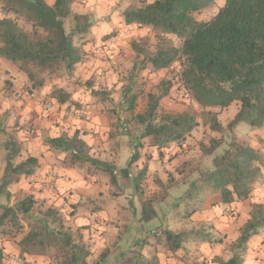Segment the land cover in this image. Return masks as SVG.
Masks as SVG:
<instances>
[{
    "label": "trees",
    "instance_id": "1",
    "mask_svg": "<svg viewBox=\"0 0 264 264\" xmlns=\"http://www.w3.org/2000/svg\"><path fill=\"white\" fill-rule=\"evenodd\" d=\"M75 1L55 0V4L49 7L44 0H0V13L5 15L0 20V41L5 45L0 49V56L15 65L20 62L18 68L28 75L29 80L35 79L33 71L28 67L30 61L33 62V68L42 71L51 68L54 62L64 60L69 72H73L74 66L83 60L84 53L80 47L74 46L70 33L65 36L66 20L73 17L77 22L75 28L80 32L91 26L87 15L73 13L72 5ZM215 2L216 0H154V3H149L148 0H132L123 12L125 24L153 27L158 31V40L154 54L148 49L147 38L132 41L137 58L143 55L144 59L134 64L131 78L137 79L139 73L146 68L162 70L178 63L181 85L190 98L204 109L201 117L205 125L220 133L227 129L232 131L240 123L262 128L264 0H226L225 5L210 20L199 21L195 18L194 13L213 6ZM21 20L25 24L33 25L32 37L35 42L20 27ZM80 21H87L85 27L79 25ZM38 27L49 33L47 38L40 37L36 31ZM169 35L176 36L180 45L176 46ZM34 48H38L39 53H34ZM140 85L136 80L123 89L126 105L123 108L124 126L147 125L143 133L135 138L134 146H142L143 142L150 140L149 145L156 146L160 151L172 144L185 143L187 137L200 124L198 115L191 111L169 112L161 109L162 99L170 94L172 88V82L165 79L159 83L157 91L148 93L146 108L142 112H136L138 99L143 91ZM37 86L41 87L43 83L33 85L34 88ZM135 87L138 88L135 90ZM52 97L60 104L67 103L70 99L60 90H55ZM235 102L239 103V110L225 127L219 119L220 111L214 109L227 108ZM155 120L160 123L154 124ZM75 135L78 136V132ZM49 142L59 145L65 141L61 138ZM223 142L221 137H213L210 145L202 144V151L206 155H213ZM70 146L80 153L73 157L74 160L86 161L96 168L108 171L111 174V184H117L113 165L88 157L83 141L73 140ZM6 147L11 149L9 159L19 155L22 150L21 144L14 137ZM138 157L136 150L129 165ZM39 165V159L32 155L16 168L9 164L7 175L0 183V196L11 203L13 193L9 191V187L20 182L22 176H32ZM213 166L215 171L201 172L200 182H193L184 195L183 200L189 209L186 216L201 208L206 195L210 193L219 194L222 203L229 205L250 198L255 184L264 182V153L248 143L231 142L222 155L214 157ZM128 172L129 169L125 168L121 169L120 174L128 177ZM144 174L145 171H141L133 177L135 191L141 198ZM157 182L162 184L158 179ZM166 194L168 192L165 190L162 197H166ZM157 199V195L149 200L141 199L143 222L147 223L156 218L157 209L153 207V203ZM36 203L37 199L28 194L23 199H18L12 207L0 204V229L5 225H10L18 233H23L26 225L29 229L17 243L20 254L41 256L55 248L68 264H87L86 257L90 254L87 246L72 245V233L70 229L65 231L66 225L60 212L54 207H48L35 213ZM37 215L42 219L29 224L28 220ZM49 221L57 226V230L49 229ZM262 231L264 204L252 203L250 218L241 226L239 237L229 247L230 259L225 261L223 257H216L215 260L218 264H243L249 242ZM165 234L166 246L171 251H177L189 233L166 230ZM214 239L210 241L213 242ZM0 264H3V248H0ZM135 264L143 263L138 261Z\"/></svg>",
    "mask_w": 264,
    "mask_h": 264
},
{
    "label": "clouds",
    "instance_id": "2",
    "mask_svg": "<svg viewBox=\"0 0 264 264\" xmlns=\"http://www.w3.org/2000/svg\"><path fill=\"white\" fill-rule=\"evenodd\" d=\"M44 2L49 7L55 4V0H44ZM129 2L130 0H123V2L122 0H106V2L98 4L89 3L87 8L82 7V4H74L72 10L74 13L92 12V15L89 17V23L94 26L85 37V39L91 40L93 37H96V39L99 38L96 25L102 23V17L111 11L113 18H116L124 12ZM148 2L154 3V0H148ZM224 2L225 0H221L220 7L224 6ZM4 18L5 15L0 13V20ZM57 19L60 18L57 17ZM20 27L35 42V38L32 37L33 25L31 23L25 24L21 20ZM135 27L136 25H132L131 29H126V31L134 30ZM105 30L111 31L110 28H106ZM36 31L42 39L47 38L49 35L42 27L36 28ZM145 31H148V29H145ZM64 34L65 36L69 35L67 29ZM73 43L74 46H78L75 41ZM4 47V43L0 41V49ZM88 47L91 51L97 50L91 44ZM32 51L39 53L38 48H34ZM155 51V49H152L153 54ZM99 55H104V53L101 52ZM143 59V55H140L137 59L135 54H132L126 60L119 62L113 61L112 64L118 65L115 73L110 69L107 75H98L93 88H87L85 86L84 81L87 79V76L81 77L79 71L80 65L74 66L76 71L69 72L64 60L54 62L51 68H46L42 71L33 68V62L30 61L28 67L35 75L34 80H29L25 72L16 70L20 62H17L16 65H12L9 68V75L0 73V99L3 100V106L0 107V183L3 182L4 177L7 175L9 164H11L12 168H16L21 163L27 161L29 155L36 156L40 161V167L36 169L35 176L27 178L22 176L19 184H14L9 187V191L19 193V195L14 196L11 203L3 197H0V204L12 207L18 199H23L24 195L30 191L39 189L43 184L45 188L44 196L49 197L45 209L48 206L60 208L64 200L60 195L52 191V185L49 182L53 181L55 185L60 187L63 196L69 202L80 201L81 205L88 206L89 211L91 210L89 198L97 204L105 201L107 206L103 212L96 213L92 216L83 213L85 216L83 219H76L74 217L71 221H66L65 231L70 229L73 236L72 245L84 244L91 253L86 257L87 264H120L119 254L116 252V248L127 253L129 250H134L135 242L140 240L144 235H147L148 231L157 232L158 229L162 231L166 226L171 227L173 230L180 227L179 225H166L164 223L165 216L170 217L172 215L173 203L179 201L193 182H200L201 172L204 170L215 171L212 165V159L216 155H222L223 148L227 147V144L222 145L221 148H218L213 153V156L207 157L199 168L190 169V174L186 173L183 179L177 177L178 183L172 186H168L167 183L164 188L146 186L142 198L133 192L131 178L125 184L120 171L128 167L127 161L135 151L134 140L143 133L147 125H136L135 127L132 125L124 126L125 113L123 108L126 105L124 104L122 87L129 83L127 77L133 69V63L138 64ZM0 62H3L5 67H8L10 63L3 56H0ZM105 66L107 67L108 65ZM6 80H11L14 85V95L12 96H9L8 89L4 85V81ZM118 80L120 83L117 84V90L112 92V85ZM41 82L43 83L42 88L39 86L33 88L34 84L39 85ZM153 83H156V81L154 80ZM25 89L31 90V96L27 94ZM57 89H64L65 92L72 94L67 103L59 104L50 95V93ZM94 90L108 94L106 98L99 95L93 96L92 92ZM20 97L24 98L23 101L19 99ZM24 101H31L32 103L21 111L20 104ZM73 101L79 102L82 107L78 110L74 106ZM33 106H35L36 111L39 113V117L34 125L31 128L25 127L23 130L15 127L18 117H21L19 120L20 125L28 124L30 119L29 112ZM58 109L59 111H57ZM66 109L71 110L65 111ZM110 110H114L115 115L109 117ZM65 116L67 119H64ZM101 118L104 121L103 124L101 123ZM117 122H119V126H117ZM153 123L158 125L160 121L155 120ZM53 125L59 126L54 127ZM109 126H111V132L115 134L113 139L108 138ZM77 129L80 130L78 136L75 135ZM85 132L88 134L85 135ZM97 133H100V135L97 136ZM33 134H35L34 139ZM12 137L18 143H21L23 148L19 155L9 159L11 149L6 147V145H8ZM61 138L65 141L63 144L57 145L49 142ZM73 140L84 142L86 145L85 152L91 159L104 161L114 166L117 178L116 185H109L107 180L103 179L104 174L97 171L92 164L82 160H77L75 164L72 163V158L80 155L75 147L70 146ZM40 153H43V157L40 156ZM132 168L130 177L136 174V165H133ZM69 177H75L76 182L66 184L65 181ZM84 177H87V179H84ZM38 178L39 182H37ZM145 183L148 185L149 182L146 181ZM67 187L79 189V194L69 195L64 191ZM20 189L24 191L21 193ZM165 190L169 193L167 199L163 202L157 199L153 203V207L159 213L158 217L148 224H144L141 220L139 200L152 199L154 193L162 195ZM113 192L118 193V195L113 197ZM98 193H103V195H98ZM129 201L135 204L136 215L134 217L132 216V207ZM260 202L264 203V201ZM118 205L122 206V208L118 207ZM60 210L64 213L69 211L67 205ZM77 215L79 216L81 213L78 212ZM101 217L103 218L102 222H108V227L103 229L105 231L104 237H101L99 232L95 230V225L91 229L94 233L92 237H90L88 232H84L83 230L77 232V225L88 224ZM37 219H42V217L37 215L34 219L28 220V223H35ZM193 219L195 221V218ZM21 222L23 223L24 221L22 220ZM113 224L116 226H113ZM141 225L145 229L144 232L138 231ZM48 226L50 230H57V226L52 224L51 221L48 222ZM125 226H128L127 230ZM183 227L190 230L194 227L198 228V225L193 222L184 224ZM28 230L26 225L24 232L16 237V239H22ZM236 235L238 236L239 233ZM81 236L83 239H80ZM231 239L235 240L236 237L233 236ZM105 249L109 250L108 255L106 260L101 261L100 257ZM8 251L13 252L12 264H22L20 260L16 259L14 249L9 248ZM217 252H219V249H217ZM143 255L147 257L148 253L146 250H143ZM179 255H183V253L181 252ZM230 257V252H225L223 255L225 261L230 259ZM63 259V256H60L58 259L54 257L51 264H63ZM45 264H48V262L46 261Z\"/></svg>",
    "mask_w": 264,
    "mask_h": 264
},
{
    "label": "rangeland",
    "instance_id": "3",
    "mask_svg": "<svg viewBox=\"0 0 264 264\" xmlns=\"http://www.w3.org/2000/svg\"><path fill=\"white\" fill-rule=\"evenodd\" d=\"M106 2V0H76L74 4H82V7L87 8V5L89 3L93 4H98ZM123 2V0H122ZM132 0H130L128 6L131 4ZM221 0H216L215 4L201 12H196L194 13V16L197 20L199 21H208L211 18H213L217 12L219 11ZM226 3V0L224 2V5ZM72 5V6H73ZM102 10V9H101ZM74 13V12H73ZM81 12H75V14H79ZM214 13V14H213ZM81 14L87 15L88 20L90 15H92L91 11L88 12H82ZM122 17V19H121ZM87 21H80L79 25L81 27H85ZM76 21L74 20L73 17L68 18L66 20V29L68 32L72 35L73 41L80 47V49L84 53L83 60L77 64L80 65L79 71L81 73V77L87 76V79L84 81V84L87 88H93L94 85L96 84L97 81V76L98 75H107V72L111 69L115 73V69L118 65L112 64L113 61H122L130 58L132 54H135L137 58V53L134 51L132 48V41L138 40L141 38H147L148 39V49L152 50L156 48V43L158 40V31L154 29L153 27H147L143 26L140 27L136 25L134 30H129L126 31V29H131L132 25H126L124 22V17L123 13L119 14L116 18H113L112 12L109 11L106 13L104 17H102V23L100 25L102 26H108L111 25V31L107 32V34H104L106 32H100L102 33V37L100 38L99 41L96 40L95 37H93L91 40L85 39L87 34L90 31V28H87L85 31H77L76 30ZM145 29H148V31H145ZM141 33H143L141 35ZM169 38H171L176 46L180 45V40L177 39L176 36L174 35H169ZM89 44H91L92 47L96 48V51H91L89 49ZM104 53V55H99V53ZM127 53V55H126ZM138 59V58H137ZM6 61L10 62L9 65H15L13 64L10 60L5 59ZM135 62L133 63L134 66ZM105 65H108L107 67ZM18 68V66H17ZM19 69V68H18ZM20 71V70H19ZM76 71V68L75 70ZM73 71V72H74ZM22 72V71H21ZM132 71L129 73V76L127 79L129 80V83H134L136 80L141 83L140 87L143 89V91L140 94V97L138 99V105L136 108V112H142L147 105L148 102V93L149 92H155L157 91L158 85L162 80H170L172 82V88L170 91V94L166 96L165 98L162 99L161 101V109L169 112H183V111H191L195 112L198 115V120H199V126H197L192 134L187 137L185 143L183 144H172L170 147L167 148V154L163 155L166 158L167 163L169 164V167L166 172L168 173L169 177L172 179H177V177L184 178L186 173L190 174L189 170L192 168H199L200 165L204 163V160L213 155H206L202 151V144H207L210 145V140L213 137L217 138H222L224 141L222 145L227 144L226 148H223V152L229 148L231 142L233 141H240L244 143H248L255 148H259L263 153H264V127L262 128H255L250 126L247 123H240L235 127L234 130L229 131L228 129L225 130L223 133L213 131L208 125L204 124L202 113L204 112V109L198 105L195 101H193L188 93L185 91V89L181 85L180 81V65L178 63L173 64L167 69H162V70H152L151 68H146L142 70L137 79H132L131 74ZM0 73H3V75H9V71L6 69L2 68V64L0 63ZM156 81V83H153V81ZM120 83L119 80L115 83H113L111 91L115 92L117 90V84ZM5 87L8 89V94L9 96L14 95V85L11 80H6L4 81ZM128 85V84H127ZM126 85H123L122 87V95H123V89ZM43 86H41L42 88ZM34 88V87H33ZM138 87H135V90ZM60 90L62 94H67L69 97H71V93H67L64 91V89H57ZM27 91V94L31 96V90L30 89H25ZM52 93L50 95L52 96ZM108 93L106 92H97L93 91L92 95L93 96H101L105 97L107 96ZM20 100L23 101V97L19 98ZM31 101H24L23 103L20 104V110L23 111L29 104H31ZM57 103H59L57 101ZM60 104V103H59ZM74 106L79 110L82 105L79 102L73 101ZM3 106V100L0 99V107ZM15 107V106H13ZM71 109H66L65 111H70ZM215 111H220L219 114V119L221 123L226 127L228 123L234 118V116L237 114L239 110V103H233L227 108L219 109L215 108ZM59 111V109L57 110ZM111 115H115L114 110H110L109 112V117ZM29 121L27 125H20L19 120L21 117L17 118V122L15 127L20 128L23 130L25 127L31 128L35 121L39 117V113L36 111L35 106L32 107V109L29 112ZM48 119V118H46ZM64 119H67L65 116ZM101 123L103 124L104 121L101 118ZM119 125V122H117V126ZM54 127H58L59 125H53ZM135 127V125H132ZM79 133V129L76 130ZM87 133V132H85ZM131 133V132H129ZM109 134H110V139L114 138V135L111 132V126H109ZM138 138V137H137ZM136 140V139H135ZM134 140V143L136 142ZM207 141V143H205ZM150 143V140H147L144 142ZM222 145L219 147L221 148ZM148 146V145H147ZM143 146H136L137 152L140 155L142 151ZM134 155V153H133ZM132 155V156H133ZM131 156V157H132ZM217 156V155H216ZM215 157V156H214ZM213 157V159H214ZM131 159V158H130ZM127 161L128 164V169H131L130 172L133 170L132 165H129V161ZM138 159V158H137ZM213 159H212V165H213ZM77 160H74L72 158V163L75 164ZM165 162V161H163ZM186 163V166L184 165ZM91 164V163H90ZM136 165V175L139 174L141 171H145V176L143 177V180L141 181V188L143 189V195L145 191L146 186H157V179L158 176L154 175L153 179L151 181H148L146 175L148 174L149 170V162L147 160L144 161H139L137 162ZM94 166V165H93ZM94 168L97 171H100L104 174V177H106L109 180V183L111 181V174L103 169ZM205 171V170H204ZM122 178L127 180L126 176L121 175ZM149 182L148 185H146L145 182ZM18 184V183H16ZM111 184V183H110ZM127 184V183H125ZM264 184V182H262ZM14 185V184H13ZM159 188H162V186H159ZM24 190L20 189V192L22 193ZM136 192V191H135ZM187 192V191H186ZM184 193V195L186 194ZM13 193V192H12ZM115 194H118L114 192ZM137 193V192H136ZM29 194V193H28ZM26 194V195H28ZM122 194V192H121ZM169 194V193H168ZM19 193H13L14 196H18ZM24 195V197L26 196ZM32 195V194H31ZM157 197H160L161 200H165L166 198L161 197V195L155 194ZM184 195L179 199V201L174 202L172 205V215L170 217L167 216V218L164 219V223L167 224H172V225H179L180 227L176 228L177 232L181 231H186L188 232V236L185 238L183 243H188L190 236L192 237L196 231H201V232H206L210 228H214V226L209 225L207 222L202 223V224H196L198 225L197 227H194L192 229H185L183 227L184 224L188 223H193L194 221L190 218V216H186L189 213V209H187V206L185 204V201L183 200ZM137 196L141 198V195L137 193ZM215 197H220L219 194L215 193ZM1 197V196H0ZM13 200V198H12ZM11 200V202H12ZM140 202V208H142V200H139ZM129 204L132 207V216L134 217L136 215V208L133 205L132 206V201H129ZM45 203L41 199L37 200V203L35 205L34 212L39 213L43 210H45ZM48 207H53V206H48ZM47 207V208H48ZM55 208V207H54ZM60 212L61 219L66 225V218L64 217V213L59 209L55 208ZM228 216L230 221L233 220L235 221V224H243V219H239L238 215L236 214V211L234 210H228ZM159 215V213H158ZM158 217V216H157ZM156 217V218H157ZM155 218V219H156ZM189 218V219H188ZM231 223V222H230ZM26 224V222H25ZM148 224V223H144ZM208 226V227H207ZM128 226H125V229ZM241 228V227H240ZM240 228L238 229L236 226L235 228L231 231L233 236H236L237 232L240 234ZM169 230L168 227L166 226V229L163 228V230H159L157 232H152L151 235H145L143 236L137 243L141 244L144 243L145 245H150L153 241V244H159L163 245L164 247L166 246V234L165 231ZM210 231V230H209ZM216 230L212 231V235H210V239L215 238V240H218L219 238L221 239L222 236L220 234L215 233ZM21 233L16 232L13 228L10 227V225H5L3 228L0 229V248H3V258H5L4 254L7 255L8 259H3V264H12V255L13 252L8 251L9 248H17L18 249V241L16 237L20 236ZM222 235V234H221ZM80 239H82L80 237ZM235 241V240H234ZM232 241L231 243H233ZM231 243L227 242L226 246V252H230L229 247ZM142 254V253H141ZM143 255V254H142ZM16 256L23 257L25 259V264H45L47 261L48 264H51L52 259L59 258L61 255L57 253L55 248H51L46 255H42L44 257V260L41 263H37V261H33L29 258V255H21L20 253H16ZM186 257V258H185ZM223 257V255H222ZM188 255V253L184 256H178L174 257V260L169 262L166 260L163 264H196L200 261H204V259L195 261V259H191ZM156 257L151 260L150 263L155 264L156 263ZM8 263H6V262ZM195 261V262H194ZM206 261V260H205ZM159 262V261H157ZM149 263V264H150ZM63 264H68L65 259H63ZM244 264H264V231L260 234L259 237H253L250 244L249 248L245 254V263Z\"/></svg>",
    "mask_w": 264,
    "mask_h": 264
},
{
    "label": "crops",
    "instance_id": "4",
    "mask_svg": "<svg viewBox=\"0 0 264 264\" xmlns=\"http://www.w3.org/2000/svg\"><path fill=\"white\" fill-rule=\"evenodd\" d=\"M81 13H79V14H81ZM100 24L96 25V27L98 29L97 34L99 37L98 39H96L97 41H99L100 38L103 36L102 33H100V32L104 31V32H106L104 34H107V32H109V31H106L105 29L106 28L112 29L111 25L102 26ZM93 26L94 25H92L91 28ZM1 64H2L3 69H6L7 71H9V68L11 67V65H9L8 67H5L3 62H1ZM16 70L19 71L18 68ZM79 134H80V131H79L78 135ZM87 134L88 133H85V135H87ZM96 135L99 136L100 133H97ZM110 137L111 136L109 134L108 138L110 139ZM34 138H35V134H33V139ZM142 146H143V148H142L141 154L139 155L138 159L132 164V166L137 164V162H139V161L147 160L149 162V170L147 172L148 174L146 175L149 178L147 180L151 181L153 179V176L157 175L158 180H160V182L162 183V184H160L159 182H157L158 185L155 186L156 188H159V186H162V188H164L166 183L168 186H172V185L178 183L177 179L174 180V179L170 178L168 173L166 172V170L168 168H170L169 164L166 161L165 156H163V155L167 154V148H163L162 150L159 151V149L156 146H151V145H149V143L145 144L144 142H143ZM21 148H23L22 144H21ZM134 148L136 151L137 149L135 146H134ZM40 156L43 157V153H40ZM163 161H165V162H163ZM39 167H40V165H39ZM130 170L131 169H129V172H128L129 176L126 178L127 180H125L123 178V181L125 183H127L129 181V179L131 178V185L133 188V192L135 194H137L135 192V187H134V183H133V177L134 176L130 177ZM89 171H91V170H89ZM35 175H36V172L32 176H29V177H33ZM45 175H47V174H45ZM84 179H87V177H84ZM103 179H106L107 183L109 185H112V184H110L111 181L109 183V180L106 177L103 176ZM170 181L172 184L170 183ZM20 182H18V184ZM37 182H39V178H38ZM75 182H76L75 177H69L68 180L65 181L66 184H72ZM49 183H50V185H52V191L55 194L60 195L64 200V203L60 205L59 209L64 208L65 205H67V207L69 209V211L67 213L63 212L64 217L66 218V221H71L74 217L76 219H83V218H85L83 213H87L88 216H92L96 213L103 212L105 207L107 206L105 201H101L99 204H97L94 200L89 198V205H91V210L89 211L88 206L81 205L80 201L69 202L68 199L63 196V192L61 191L60 187L55 185L54 181L49 182ZM30 184H31V182H30ZM44 191H45V188L42 184L39 189H37L35 191H30L29 194H32L37 200L41 199L42 201H44L45 204H47V200L49 199V197L44 196ZM64 191H66L69 195L79 194V189H74L71 187L65 188ZM166 192H167V190H166ZM164 194H165V191L161 195V197ZM98 195H103V193H98ZM117 195L118 194H115L114 192L112 193L113 197H116ZM166 195H167L166 197H168L169 194H166ZM214 195H215V193H210V194L206 195V200H205L204 204L201 206V208H199L190 217L193 221H194L193 218H195V221H194L195 224H202V223L207 222L209 225L214 226V228L212 227L209 229L210 231L208 230L204 233L200 231L199 234L194 233L192 237L190 236L188 243L184 242L182 244V247L177 251H171L168 247H164L163 245H159V244L154 245L153 241H151L152 243L150 245L149 244L145 245L144 243L138 244L137 242L139 240H137L135 242V245H134V250H129L127 253L120 251L119 248H116V252H118V254H119L120 264H135L138 261L139 262L141 261L143 264H149L151 262V260H153L154 257H156V259H155L156 263L155 264H163L166 260L171 262L172 260H174V257L184 256L187 253L190 257H192L191 259H195V261L204 259L207 261L208 264H218V262L215 260V258L216 257H222V255H224L226 252L225 249L227 246V242L231 243L232 241H234L233 239H231L233 237L231 231L235 228V226L239 229L250 218V210H251V204L252 203H261L260 201H264V184H262V183L255 184V186L253 187L250 198L245 199V200L235 201L229 205H225L224 203H222L221 197H215ZM166 197H163V198H166ZM158 200L160 202H163V200H161L160 197H158ZM133 205L135 206V204L132 202V206ZM118 207L122 208V206H119V205H118ZM228 210L236 211V214L238 215L239 219H243L244 223L237 225V224H235V221H233V220L230 221L229 216H228V212H227ZM78 212H80L81 215L78 216L77 215ZM140 214H141V208H140ZM157 216H158V212H157ZM165 218H167V216H165ZM102 219L103 218L101 217V218L95 220L94 222H90L88 224L77 225V232H80L81 230H83L84 232H88L90 237H92V236H94V233L91 231V229L95 225V230L97 232H99L101 237H104L105 231H103V229H106L108 227V222H102ZM149 222H147V223H149ZM143 223H145V222H143ZM113 226H116V225L113 224ZM127 228L128 227H126V230H127ZM164 229H166V227H164ZM168 229L172 230L174 232H177L176 229L173 230L171 227H168ZM213 230H216L215 233L220 234V236H222V238L221 239L219 238L218 240L214 239V241L211 242L210 238H208V237H210V235H212L211 233ZM138 231L139 232L145 231V229L143 228V225H141V227L138 229ZM196 232H198V231H196ZM151 233H152L151 231H148L147 235H151ZM237 233H239V232H237ZM260 234H258L255 237H259ZM239 235L235 236L236 239L239 237ZM81 238L83 239L82 236H81ZM250 242H249V244H250ZM114 247H116V246L114 245ZM248 248H249V246H248ZM12 249H14V248H12ZM217 249H219V252H217ZM14 250H15V253H20L19 249L15 248ZM143 250L147 251V253H148L147 257L142 255ZM108 251H109L108 249L104 250V252L102 253V255L100 257L101 261L106 260L107 255H108ZM181 252L183 253V255H179V253H181ZM29 258L33 261H37V263H41L44 260V257L42 255L41 256H29ZM157 261H159V262H157ZM6 263H8V262H6ZM244 263H245V258H244Z\"/></svg>",
    "mask_w": 264,
    "mask_h": 264
},
{
    "label": "built area",
    "instance_id": "5",
    "mask_svg": "<svg viewBox=\"0 0 264 264\" xmlns=\"http://www.w3.org/2000/svg\"><path fill=\"white\" fill-rule=\"evenodd\" d=\"M4 256L6 259H8L7 255L4 254ZM5 258H3V259H5ZM16 259L20 260L22 262V264H25V259L23 257L16 256ZM11 260H13V255H12ZM196 264H208V263H207V261L204 260V261L198 262Z\"/></svg>",
    "mask_w": 264,
    "mask_h": 264
}]
</instances>
